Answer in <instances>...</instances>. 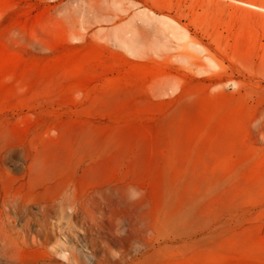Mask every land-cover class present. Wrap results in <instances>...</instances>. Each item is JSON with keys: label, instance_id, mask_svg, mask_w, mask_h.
I'll return each instance as SVG.
<instances>
[{"label": "rangeland", "instance_id": "obj_1", "mask_svg": "<svg viewBox=\"0 0 264 264\" xmlns=\"http://www.w3.org/2000/svg\"><path fill=\"white\" fill-rule=\"evenodd\" d=\"M0 264H264V0H0Z\"/></svg>", "mask_w": 264, "mask_h": 264}]
</instances>
